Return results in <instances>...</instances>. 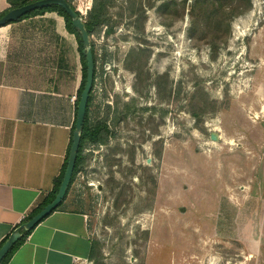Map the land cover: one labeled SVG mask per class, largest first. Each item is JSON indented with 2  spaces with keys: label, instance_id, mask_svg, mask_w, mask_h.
Segmentation results:
<instances>
[{
  "label": "rangeland",
  "instance_id": "obj_1",
  "mask_svg": "<svg viewBox=\"0 0 264 264\" xmlns=\"http://www.w3.org/2000/svg\"><path fill=\"white\" fill-rule=\"evenodd\" d=\"M66 1L120 18L123 71L150 52L152 94L132 108L152 124L85 142L69 186L93 264H264V0ZM39 15L66 36L56 12Z\"/></svg>",
  "mask_w": 264,
  "mask_h": 264
},
{
  "label": "crops",
  "instance_id": "obj_2",
  "mask_svg": "<svg viewBox=\"0 0 264 264\" xmlns=\"http://www.w3.org/2000/svg\"><path fill=\"white\" fill-rule=\"evenodd\" d=\"M9 8L0 0V13ZM41 17L0 27V245L50 198L69 149V95L55 87V41ZM68 201L69 189L6 264H93L88 216Z\"/></svg>",
  "mask_w": 264,
  "mask_h": 264
},
{
  "label": "flooded vegetation",
  "instance_id": "obj_3",
  "mask_svg": "<svg viewBox=\"0 0 264 264\" xmlns=\"http://www.w3.org/2000/svg\"><path fill=\"white\" fill-rule=\"evenodd\" d=\"M87 9L88 12H85V17L81 20L88 36L87 48L91 53L92 76L83 128L88 143L100 144L116 138L123 127L130 124L131 119H139L140 123L146 126L150 119L152 124V117L149 118L146 113H133L132 108L133 104L137 107L132 97L139 98L146 106V100L152 94V78L148 73L146 61L150 52L144 55L140 73L133 67L129 68L128 72L123 71L120 18L115 16L112 21L108 13L100 8L96 9L93 1ZM64 32L66 36L53 44L52 78L57 89H66L68 95L69 89L74 91L70 96L74 108L78 105L80 94L88 79L87 49L83 47L78 31L72 32L67 28L65 21ZM130 63L135 66L134 61L131 60ZM123 73L127 74V79ZM154 89L152 87V90ZM135 115L140 117L134 118ZM162 120L168 122V119ZM145 131L149 134L148 129ZM92 136L96 137L93 141L90 139Z\"/></svg>",
  "mask_w": 264,
  "mask_h": 264
},
{
  "label": "water",
  "instance_id": "obj_4",
  "mask_svg": "<svg viewBox=\"0 0 264 264\" xmlns=\"http://www.w3.org/2000/svg\"><path fill=\"white\" fill-rule=\"evenodd\" d=\"M50 6H57L63 9V11L71 19L72 27L78 31L81 38L83 47L87 49L86 57L88 61V79L86 84L80 94L79 102L76 109V118L74 122V130L71 137V145L66 161V167L63 172L61 182L59 184L58 190L53 198V200L45 205L37 214H35L31 219L17 226L7 237V239L0 246V264L2 260L6 257L9 251L14 247V245L23 238V231L32 230L37 224H39L45 217H47L54 209H56L63 199L65 198L69 185L73 176L74 167L76 163V158L78 154L81 133L83 130L84 116L86 103L88 98V92L91 84L92 76V59L91 53L88 46V36L85 27L82 23L81 17L77 9H74L66 0H33L25 5L10 8L3 15L0 16V27H3L9 23L18 21L23 16L39 10L48 8ZM214 136H212V139Z\"/></svg>",
  "mask_w": 264,
  "mask_h": 264
},
{
  "label": "trees",
  "instance_id": "obj_5",
  "mask_svg": "<svg viewBox=\"0 0 264 264\" xmlns=\"http://www.w3.org/2000/svg\"><path fill=\"white\" fill-rule=\"evenodd\" d=\"M9 5H10V8H15V7H19V6H22V5H25L27 3H30L31 1H26V2H22L20 5H17V3L12 0H7ZM9 8V9H10ZM7 11V10H6ZM6 11H3L2 13H0V16L3 15ZM45 12H56L59 16H61L63 18V20L65 21L66 25H67V28H69L72 32H75L76 33V30L72 27V24H71V19L69 18V16L63 11L62 8L60 7H57V6H50L48 8H44V9H39V10H36V11H33L25 16H23L22 18H20L18 21L24 19V18H27V17H30V16H35V15H39L41 13H45ZM76 107H77V104H76ZM75 118H76V108H75V113H74V121H73V124H72V127H71V133H70V143H69V149H70V145H71V137H72V132L74 130V122H75ZM92 141L96 139L95 136H92L90 138ZM87 142V136L85 134V131H84V128L82 130V133H81V138H80V144H79V149H78V154H77V158H76V163H75V167H74V172H73V176H72V179H71V182L77 172V169L81 163V160H82V150H83V146H84V143ZM69 149H68V152H67V156H66V160H65V163H64V166H63V170H62V173L60 175V177L56 180L55 182V188H54V191L52 193V195L50 196L49 199H47L40 207H38L34 212H32L31 216H29L27 218V220L31 219L35 214H37L45 205H47L48 203H50L57 190H58V187H59V184L61 182V179H62V176H63V172H64V169L66 167V161H67V157H68V153H69ZM70 182V184H71ZM70 186V185H69ZM26 220V221H27ZM31 231V230H30ZM30 231H23V238L20 239L15 245L14 247L9 251V253L6 255V257L2 260L1 264H6L7 261L10 259V257L12 256V254L14 253V251L17 249V247H19L24 239V237L30 232ZM7 239V237L5 238V240ZM4 240V241H5ZM3 241V242H4ZM3 242L1 243V245L3 244ZM0 245V246H1Z\"/></svg>",
  "mask_w": 264,
  "mask_h": 264
}]
</instances>
